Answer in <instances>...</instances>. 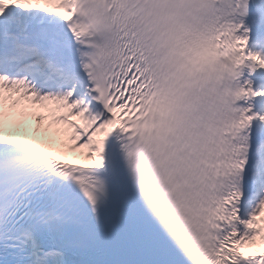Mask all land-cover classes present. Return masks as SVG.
Segmentation results:
<instances>
[{
    "label": "snow or ice",
    "instance_id": "6c2138e0",
    "mask_svg": "<svg viewBox=\"0 0 264 264\" xmlns=\"http://www.w3.org/2000/svg\"><path fill=\"white\" fill-rule=\"evenodd\" d=\"M0 264H264V0H0Z\"/></svg>",
    "mask_w": 264,
    "mask_h": 264
}]
</instances>
